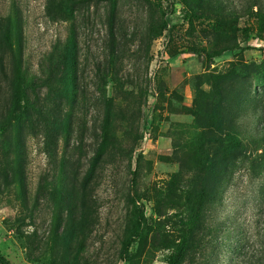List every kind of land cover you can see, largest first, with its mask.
Wrapping results in <instances>:
<instances>
[{
	"label": "rangeland",
	"instance_id": "1",
	"mask_svg": "<svg viewBox=\"0 0 264 264\" xmlns=\"http://www.w3.org/2000/svg\"><path fill=\"white\" fill-rule=\"evenodd\" d=\"M258 6L264 10V0H0V264L2 258L47 264L43 241L55 211L45 199L34 203L36 193L45 197L51 184L79 189L87 178L88 264H167L187 235L200 193L198 247L183 263L231 264L242 232L237 264H249V227L257 233L250 254L260 256L264 40L254 34ZM161 21L165 29L156 35ZM68 38L76 58L62 70ZM18 69L28 80V103L23 112H10ZM130 82L143 90L140 112L120 100ZM104 94L115 96L120 108L91 163L101 141ZM16 164L21 182L11 173ZM138 210L143 223L119 259V241L124 231L132 233ZM34 230L38 239L27 236ZM210 232L215 241H208Z\"/></svg>",
	"mask_w": 264,
	"mask_h": 264
},
{
	"label": "trees",
	"instance_id": "2",
	"mask_svg": "<svg viewBox=\"0 0 264 264\" xmlns=\"http://www.w3.org/2000/svg\"><path fill=\"white\" fill-rule=\"evenodd\" d=\"M183 17L187 21H191L192 15L189 11L183 10ZM256 26L254 30L255 36L264 40V10L258 6L256 8ZM165 22L161 21L154 29L156 35L161 33L165 29ZM243 34L246 36L249 35L251 30L248 27L242 28ZM75 43L74 40L68 38L66 43L63 45L62 52L59 57V64L64 70V68L69 69V66L73 64V60L76 58L75 52ZM216 55V54H215ZM62 75V71H61ZM62 82H60V91H67L66 87L68 83L64 80V77L60 78ZM131 88H126L122 90V97L120 100L125 102L127 108L133 107L136 112H140L141 109V98H143V90L138 87L134 82H130ZM27 86L28 80L25 75V71L22 69H18L14 74V83L12 92L10 94V112L17 111V108H20L22 112L26 109L27 106ZM130 98H133L135 102L130 101ZM103 116H102V124H101V141L99 147L96 149L93 158L91 159V163L97 160L101 154V150L106 144L108 139L107 133L110 127L112 113L114 112L116 107L115 96H109L104 94L103 98ZM129 109V108H128ZM0 129V136L2 135ZM13 153L17 154L18 149L12 147L11 149ZM14 161V160H12ZM10 161L7 159L4 161L5 164ZM19 164H16L11 173L13 177H15L18 181H22V172L19 170ZM4 175L6 179H10V175L4 171ZM88 178L83 181L79 187L77 188H67L62 184H51L49 191L45 194V197H40L39 191L36 193V197L34 203L40 199H45L48 202H51V209L53 212L55 211V215L52 217V220L48 229V236L46 239L40 240L43 241L45 245H47V250L49 252V261L47 264H88V258L85 255V242H86V229L88 228V221L91 218V211L89 207H92L90 204L91 197L85 188V184H87ZM22 184V183H21ZM40 185V183H39ZM204 203H205V195L204 193H200L195 202L194 210L192 211V216L190 218V227L187 231V235H184L178 247L172 251L167 258V264H185L183 263L184 257L186 253L191 249L198 247V241L194 239L195 231L200 228L201 218L204 211ZM22 204L24 209H28V200L24 195L22 198ZM64 213L65 216H64ZM143 213L138 210L136 214V220L132 226V233L129 234L124 231L122 238L119 241V246L117 250V258L123 259L127 256L129 252V247L132 243V238L136 233H138L142 223H143ZM92 220V219H91ZM252 227V226H251ZM212 231V228H210ZM257 235L254 228H247V258H251L249 264H264V251L260 254V256L253 257L250 254L249 241L252 236ZM23 237V233H19V237ZM28 237L38 239V234L36 230L27 235ZM25 236V237H27ZM217 239L216 234L213 232L209 233L208 241H215ZM235 244L232 249L233 255L231 257V264H237L238 260L242 257V251L245 247L244 245V233L238 232V235L235 236ZM264 250V247H263ZM27 257L30 259L38 260L39 256H33L32 254L27 253ZM253 257V258H252ZM2 264H7V261L2 258ZM194 262H188V264H193Z\"/></svg>",
	"mask_w": 264,
	"mask_h": 264
}]
</instances>
